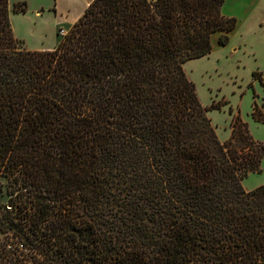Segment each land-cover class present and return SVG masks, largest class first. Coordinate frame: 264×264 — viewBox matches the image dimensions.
I'll return each instance as SVG.
<instances>
[{
    "label": "trees",
    "instance_id": "obj_1",
    "mask_svg": "<svg viewBox=\"0 0 264 264\" xmlns=\"http://www.w3.org/2000/svg\"><path fill=\"white\" fill-rule=\"evenodd\" d=\"M223 1L91 0L35 49L0 0V264H264V141L231 107L221 140L183 67Z\"/></svg>",
    "mask_w": 264,
    "mask_h": 264
},
{
    "label": "rangeland",
    "instance_id": "obj_2",
    "mask_svg": "<svg viewBox=\"0 0 264 264\" xmlns=\"http://www.w3.org/2000/svg\"><path fill=\"white\" fill-rule=\"evenodd\" d=\"M13 2L22 0H9ZM27 12L52 5L54 0H23ZM222 13L234 16L236 25L227 32V41L222 44L218 38L220 31L212 34L210 52L187 59L183 67L187 76L193 80L201 103L209 106L220 100V107L206 111L221 140L230 134V121L233 114L244 120L254 139L264 141V121L252 116L256 103L264 110V85L252 78V71H262L264 78V0H224ZM13 13V12H11ZM61 26V25H60ZM53 25L48 27L52 34ZM68 27H66V32ZM58 38L63 34L57 30ZM20 39V38H19ZM24 42L23 39H20ZM231 107L232 113L229 112ZM264 183V156L259 171H250L242 179L246 189ZM8 193L0 192V200L5 201Z\"/></svg>",
    "mask_w": 264,
    "mask_h": 264
},
{
    "label": "crops",
    "instance_id": "obj_3",
    "mask_svg": "<svg viewBox=\"0 0 264 264\" xmlns=\"http://www.w3.org/2000/svg\"><path fill=\"white\" fill-rule=\"evenodd\" d=\"M91 0H54L52 5L41 6L10 14L13 34L25 45L35 49H50L58 42L59 27H69L84 11ZM53 25L52 34L48 27ZM61 25V26H60Z\"/></svg>",
    "mask_w": 264,
    "mask_h": 264
},
{
    "label": "built area",
    "instance_id": "obj_4",
    "mask_svg": "<svg viewBox=\"0 0 264 264\" xmlns=\"http://www.w3.org/2000/svg\"><path fill=\"white\" fill-rule=\"evenodd\" d=\"M58 32L61 34H64V33H66V29L64 27H59Z\"/></svg>",
    "mask_w": 264,
    "mask_h": 264
}]
</instances>
